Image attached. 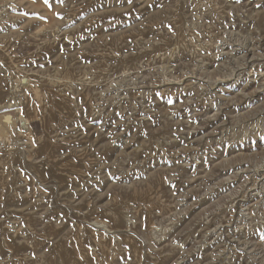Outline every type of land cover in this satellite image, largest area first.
Here are the masks:
<instances>
[{"label": "rangeland", "instance_id": "1", "mask_svg": "<svg viewBox=\"0 0 264 264\" xmlns=\"http://www.w3.org/2000/svg\"><path fill=\"white\" fill-rule=\"evenodd\" d=\"M263 6L0 0V264H264Z\"/></svg>", "mask_w": 264, "mask_h": 264}, {"label": "bare ground", "instance_id": "2", "mask_svg": "<svg viewBox=\"0 0 264 264\" xmlns=\"http://www.w3.org/2000/svg\"><path fill=\"white\" fill-rule=\"evenodd\" d=\"M264 7V6H263ZM256 50V49H255ZM245 51V50H244ZM219 52V51H218ZM229 52V51H228ZM248 53V52H247ZM262 55V54H261ZM234 56V55H233ZM262 74V73H261ZM260 75V74H259ZM1 76V75H0ZM242 76V75H241ZM224 77V76H223ZM263 78V77H262ZM1 80V79H0ZM2 84V81H1ZM1 87V86H0ZM38 91V90H37ZM49 91V90H48ZM47 91V92H48ZM42 92V91H41ZM36 93V92H35ZM44 95V93H43ZM42 95V96H43ZM37 96V95H36ZM38 97V96H37ZM36 98V97H35ZM39 98V97H38ZM34 101V100H33ZM14 102V101H13ZM11 104V103H10ZM9 103H5L4 105L0 106V145H5L8 143L7 141L11 140L12 136L14 135V129L16 128L19 119H16L14 115L10 112L12 107ZM237 106V105H236ZM15 110V109H14ZM14 112V111H13ZM19 114V113H18ZM21 125L24 129H29V123L27 119L21 118ZM20 125V126H21ZM19 127V125H18ZM18 131V130H17ZM22 132V129H21ZM24 133V132H23ZM29 135V134H28ZM191 140V139H190ZM16 141V140H15ZM12 143H10L11 145ZM9 145V144H8ZM13 147V146H12ZM3 152V151H2ZM8 154V153H7ZM4 155V154H3ZM213 164V163H212ZM253 207V206H252Z\"/></svg>", "mask_w": 264, "mask_h": 264}, {"label": "snow or ice", "instance_id": "3", "mask_svg": "<svg viewBox=\"0 0 264 264\" xmlns=\"http://www.w3.org/2000/svg\"><path fill=\"white\" fill-rule=\"evenodd\" d=\"M44 2L47 4L48 3V0H44Z\"/></svg>", "mask_w": 264, "mask_h": 264}]
</instances>
